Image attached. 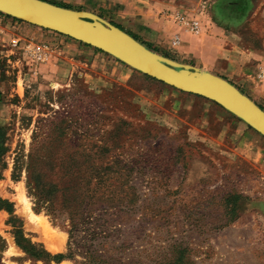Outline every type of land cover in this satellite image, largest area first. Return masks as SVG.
<instances>
[{
	"label": "rangeland",
	"instance_id": "obj_1",
	"mask_svg": "<svg viewBox=\"0 0 264 264\" xmlns=\"http://www.w3.org/2000/svg\"><path fill=\"white\" fill-rule=\"evenodd\" d=\"M46 1L117 26L111 13L119 1L143 3L113 0L105 11L90 0ZM144 3L164 7L160 15L202 8L204 34L224 41L264 92V0ZM27 30L0 15V264H45L16 246L15 230L49 255L70 253L57 264H93L91 257L102 261L95 264H264L262 138L247 130L251 135L239 141L263 150L258 167L235 156L237 140L189 134L156 103L162 86L124 64L128 79L65 60L29 66L21 50L28 38L53 46L55 56L61 45ZM138 43L180 61L170 46ZM242 92L264 111V95ZM87 155L100 178L88 179ZM29 158L51 187L50 211L38 208L27 189Z\"/></svg>",
	"mask_w": 264,
	"mask_h": 264
},
{
	"label": "crops",
	"instance_id": "obj_2",
	"mask_svg": "<svg viewBox=\"0 0 264 264\" xmlns=\"http://www.w3.org/2000/svg\"><path fill=\"white\" fill-rule=\"evenodd\" d=\"M90 1L93 4H97V10L105 11V3L114 2L113 0ZM142 2V5H127V3L121 4L119 1L115 12L111 13L117 24H119L118 26L128 28L129 32L124 28L122 30L135 38L137 42L140 39L152 46L167 50L170 36L177 32L180 36V42L174 49L170 50H174V58L180 60V64L205 70L228 81L241 92L242 88H244L255 94L260 100L263 98L264 92L260 89L261 85L258 84L259 82L250 73H247L245 67L239 68L237 57L224 49V41L210 38L204 33L199 36H192L180 31L175 24L160 15V11L164 7H161V9L157 5L144 3L145 0ZM18 28L37 30L33 31V33L41 37V39H54L59 42L61 46L57 49L58 52L51 61L53 59L56 61L65 60L76 65L94 67L101 72L111 70L118 74H126L124 67H122L124 65L113 61L111 57L83 47L67 37L26 23H18ZM211 30L213 33H219L218 30ZM57 55L59 56L57 57ZM126 75L128 79L130 75ZM155 95L157 97L156 103L166 115L168 114L167 117L171 116L174 121L186 125V131L189 134L202 133L207 138H203V140L207 142L211 141V137H216L220 138V142L225 141V139H234L240 145L242 142L239 141H243L251 135V131H247L248 129L243 122L236 117V119H231L228 112L209 100L179 92L169 87H158ZM249 99L257 105V102L252 98ZM197 138L201 139V136L197 135ZM238 152L235 153V156H239V158L253 166H261L263 150L242 144V148Z\"/></svg>",
	"mask_w": 264,
	"mask_h": 264
},
{
	"label": "water",
	"instance_id": "obj_3",
	"mask_svg": "<svg viewBox=\"0 0 264 264\" xmlns=\"http://www.w3.org/2000/svg\"><path fill=\"white\" fill-rule=\"evenodd\" d=\"M0 13L88 45L155 81L209 100L264 138V111L228 81L161 58L94 14L42 0H0Z\"/></svg>",
	"mask_w": 264,
	"mask_h": 264
},
{
	"label": "trees",
	"instance_id": "obj_4",
	"mask_svg": "<svg viewBox=\"0 0 264 264\" xmlns=\"http://www.w3.org/2000/svg\"><path fill=\"white\" fill-rule=\"evenodd\" d=\"M42 1H45L47 3H50V4H53V5H56V6H59V7H62V8H67L65 6H61V5H57V4H54L52 2H48L46 0H42ZM69 9V8H67ZM0 15L4 16L5 18H8V20L10 21H14L15 23H24L22 21H19V20H16V19H13L9 16H6V15H3L0 13ZM112 24V23H110ZM113 26L119 28L120 30H122L120 27H118L117 25L115 24H112ZM32 26V25H31ZM45 30V29H43ZM48 31V30H47ZM54 33V32H53ZM57 34V33H56ZM60 35V34H58ZM129 35V34H128ZM63 36V35H61ZM130 36V35H129ZM66 37V36H64ZM132 37V36H131ZM68 38V37H67ZM133 38V37H132ZM70 39V38H69ZM134 40H136L135 38H133ZM72 40V39H71ZM74 41V40H73ZM137 41V40H136ZM77 44L83 46V47H86V48H89L91 50H93L94 52L96 53H101L105 56H108L110 57L109 55L105 54V53H102L101 51L97 50V49H94L88 45H85V44H82L80 42H77L75 41ZM148 50H151L150 47L148 46H145ZM152 51V50H151ZM112 58V57H111ZM113 59V58H112ZM115 62H118L119 64L123 65L122 63H120L119 61L113 59ZM136 72V71H135ZM138 74H140L139 72H137ZM142 77H144L145 79H148L150 81H153L154 83L158 84L159 86H162V87H169L163 83H160L158 81H155L145 75H142L140 74ZM171 88V87H169ZM173 89V88H171ZM180 92V91H179ZM242 93V92H241ZM199 97V96H197ZM201 99H204L202 97H199ZM216 105V104H215ZM218 106V105H216ZM219 107V106H218ZM259 107V106H258ZM260 108V107H259ZM261 109V108H260ZM230 116H233L231 114H229ZM234 117V116H233ZM240 121V120H239ZM246 128L253 132L254 134H256L257 136H259L260 138H262L264 140L263 137H261L259 134H257L256 132H254L252 129H250L247 125H246ZM1 137V136H0ZM1 142V141H0ZM1 144V143H0ZM86 161L90 163L91 165V172L89 173V178L88 179H91V178H100V175L99 174V171L94 168L92 166V163H93V159L91 158V156L87 155L85 157ZM92 159V160H91ZM32 161L29 160L27 161V165L25 167V170H26V185H27V189L31 192V195L34 196V198L36 199V205L38 208L40 207H43L46 211H50V209L52 208V198H51V187H47L46 184L44 183V181H41L39 175L34 171V169L32 170ZM229 198V197H228ZM71 224V229L69 230V234L71 233V231H73L76 227V224H75V221L74 220H71L70 222ZM21 233L18 231V230H15L13 231V235H14V240H15V244L16 246L27 256L28 259H31L32 261L36 262V261H41L45 264H49L50 262H54L55 264L61 262L62 260L64 259H69L70 258V253L69 255H63V254H55V255H49V253H47L46 251H44L42 249V247L40 245H37V244H32L30 243L29 241L23 239L20 235ZM70 235H69V239H70ZM71 259V258H70ZM91 261L93 262V264L95 263H98V262H102V261H99V259L95 258V257H91ZM173 264H179L178 260H175V262Z\"/></svg>",
	"mask_w": 264,
	"mask_h": 264
},
{
	"label": "built area",
	"instance_id": "obj_5",
	"mask_svg": "<svg viewBox=\"0 0 264 264\" xmlns=\"http://www.w3.org/2000/svg\"><path fill=\"white\" fill-rule=\"evenodd\" d=\"M203 9L197 13L188 14L178 9L165 10L161 12V16L173 24L176 27L189 35L199 36L204 33L205 30V18H203ZM22 39V38H17ZM30 39V40H29ZM28 38L27 41L22 43L21 50L26 57L28 65H44L51 61L55 54V48L47 43L38 42ZM180 42L179 33L175 32L170 36L169 46L175 48ZM259 77L264 78V69L259 72Z\"/></svg>",
	"mask_w": 264,
	"mask_h": 264
}]
</instances>
